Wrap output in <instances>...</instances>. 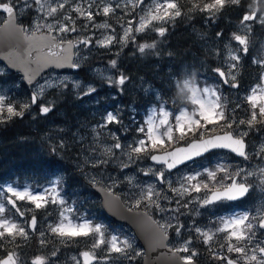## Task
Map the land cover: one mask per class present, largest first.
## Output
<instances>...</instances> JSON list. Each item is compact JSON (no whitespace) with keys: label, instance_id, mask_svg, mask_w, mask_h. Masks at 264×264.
Wrapping results in <instances>:
<instances>
[{"label":"snow or ice","instance_id":"6c2138e0","mask_svg":"<svg viewBox=\"0 0 264 264\" xmlns=\"http://www.w3.org/2000/svg\"><path fill=\"white\" fill-rule=\"evenodd\" d=\"M257 2L258 0H254V3ZM53 3L55 6H52ZM143 3L144 0H124L123 4L118 2L115 7L105 5L101 8L97 0H77L74 6L70 3V0H51V2L49 0H43V2L42 0H25L26 7L32 8L33 4L37 6L33 9L37 13L35 17L36 23L31 31V35H28L29 29L16 27V17L14 15V8L17 6L16 0H0V12L7 14V19L3 21L6 25V28L3 30L4 33L7 36L9 30H12L21 34L23 39L28 42L27 47L22 52L9 53L8 58L11 60L12 67L24 68L29 84L32 83L40 69L48 65H55L57 68L69 67L78 69L81 67L80 59L83 58L80 46L88 48L90 52L93 45V37L79 34L87 30L89 25L86 23L78 27L76 19L83 18L88 22H93L94 14L92 9L94 7L98 9L97 15L102 12L105 17H108L117 8H126L131 4L132 8L135 9ZM66 4H69V10H66L62 17L57 18V13L65 10ZM240 4L241 0H211V2L204 3L203 7L193 4L188 12L191 13L197 9L200 12H207L209 13L208 19L211 20L226 5L239 6ZM141 11L143 15L139 16L138 26L134 28L133 21H128V26L124 27L122 36L118 38L113 29L112 35H105L102 39L96 40V45L103 48H109L114 43L126 46L130 39L135 41L133 32L143 33L150 26L154 27L155 32L160 37H163L168 29L164 26L156 27L153 22L166 24L182 15L180 6L175 0H159V2L155 3L154 7L145 5ZM71 12L77 14L76 19L72 18ZM258 12L259 7H256L242 15L239 25L241 30L247 29L248 32H251V27L247 23L249 21H258L264 24V14L258 16ZM40 13L45 14L41 16ZM49 18H52L51 22H49ZM93 27L108 29L110 25L107 22H101L93 24ZM42 29L46 30V33L37 36V32ZM53 32L58 33V35H52ZM70 33H77V37L69 39L68 34ZM216 36L219 39L222 36V32H217ZM231 40L238 42L239 46H243L239 50H242L245 55L248 53V37L246 35L233 33ZM155 48V43H144L139 45L138 51L143 54L146 49ZM223 48L227 53L228 60L234 63H229L227 76L225 71H222L220 68L214 69V71L222 78L223 83L229 84L233 88H238L237 77L233 74L232 69L237 68L241 57L236 54L238 50L232 47L231 42L224 43ZM74 57L79 58L74 59ZM253 62L264 64V61L254 60ZM117 64L116 59H112L109 62L111 69L118 70ZM31 65H35L36 67L31 68ZM9 71L8 66L3 65L0 67V76H4ZM98 75L103 78L102 72L98 73ZM128 80L129 77L122 73L116 77H107L108 83L119 86L125 85ZM260 81V83L250 89V94L246 96V101L250 105L249 117L247 119H237L236 108L240 107L239 104L236 105V108L232 109L231 113H228L221 104V97L215 89L207 86L201 89L194 80H184L182 86L178 87V94L183 96L186 92L190 93L187 99L196 108L191 112L183 109L175 115L170 110H166L165 107H159L158 110L152 109L147 116V120L144 122V126L137 128L138 133L143 134L144 138L134 139L132 143H121L120 137L111 131L108 132L107 136H104L101 130L108 129V126L111 124L122 123L118 115L108 112L103 118V122L97 124L92 129L94 133V145H103L102 148L93 147L91 149L92 152L98 153L97 158L92 161V166L99 167L112 163L113 158L116 157V150H120V154L127 157L126 161L122 160L118 165L121 170L128 168L130 163H135L136 160L150 159L156 164L162 165L168 171H171L172 169H176L178 165H183L215 149L228 150L244 160H250L252 157L247 150L249 145L246 143L245 138L249 136L250 130L255 129L256 131H260L259 128H256L257 125L264 126V74H261ZM69 86V77L67 76L62 79L58 78L55 82H46L39 85L38 91L30 96V103H21L12 97L11 93L13 89H8L6 85L0 84V123H6L14 117L23 118L25 112L32 105H36L39 98L44 95L45 88L56 89L63 94V90L68 89ZM71 87L79 89L82 85L79 81H72ZM86 87L87 91L84 92V95H90L96 91V88L91 85ZM53 107L54 103H41L39 111L41 114H48L52 111ZM209 125H212L213 128H209ZM242 125L245 128L242 129ZM217 126L222 130L219 134L214 132V128ZM108 139L114 142L112 144L105 143V140ZM180 141H186V146H177L172 150H166L167 145H175ZM255 154L264 159V147H261L260 151H257ZM140 171L145 176H154L161 184L167 183L170 191L178 197L175 200L177 207L174 209L162 207L160 203L161 199L169 200V202H171V199L166 194L162 195V192L158 191L155 185H148L146 188L136 185L140 188V191L137 194L134 206L139 208L143 204L146 209L155 208L160 212L168 211L178 213L179 215H184L181 212L182 208L188 209L194 203L199 204L201 208L207 210L209 206L223 205L226 202L237 201L246 197L255 188V185L249 181V178L255 177L257 174L261 177L259 181L260 185L264 187V167L258 168L257 171H245L243 168H238L229 172V169L225 165H218L215 171L205 169L207 174L206 180L199 179L201 176L199 172L183 177V182H180L178 188L172 186V182L167 179L165 172L162 170H154L149 167L148 169H140ZM218 172L224 173L220 180H217ZM124 178L129 184H132L133 180L136 179L130 176H125ZM225 180L230 181V183H224ZM61 183L62 180L58 179L50 188H45L41 193H34L27 187L23 188V190H18L16 187L9 185L6 188V193H10L11 195L6 196L5 203L10 205L20 217H24L26 212L33 213L30 221H25V224L32 232L37 230L38 223L35 210L45 209L50 203L57 205L59 220L54 224L49 223L48 231L53 236L58 237L59 242L65 246L76 241L77 238L91 237L90 249L80 253V256L83 257V264H93L95 261L108 264L113 253L119 254L117 264H123V260L133 261L137 256L142 255L141 252L136 250L129 238L124 237L121 239L115 234L106 236L103 225L94 224L91 220L76 215L77 210L75 207L60 195L58 189ZM92 183L94 185L98 183L95 177L92 178ZM115 184L116 181L113 180L112 186ZM0 191H4V189L0 188ZM106 191L109 195H112L111 186ZM201 192L204 193L203 196L197 195L194 200L189 199L184 201L185 196L190 197L192 193L199 194ZM17 201H27L34 205V209L22 211L17 206ZM182 201L184 202L182 203ZM5 203H0V247L5 246V238H11L9 242L12 243L15 242L17 236L22 237L24 240L29 239V233L25 230L24 226L5 216V213L8 211ZM131 210L130 208L129 211ZM196 214H200L199 209H196ZM48 215H51V213H48ZM143 215L152 228V240L157 245L168 239V229L174 228L177 236H179L181 229L184 228V224L179 220V215L171 216L163 223L152 219L147 211ZM255 219L257 217L253 216L250 218L247 212L238 215L233 214L228 217L221 216L219 220L222 226L217 227L215 232L211 230L205 231L200 227H196L195 232L203 237L205 245L209 244L214 235L226 233L224 239L227 241V252L237 253L239 256L236 259H232L219 256L213 252V257L216 259L226 260L227 264H241V262L242 264H264V238L258 239V233L254 230L257 228L264 229V215H261L258 224L254 225L252 220ZM172 220H175L176 223L173 224ZM39 235L41 237L40 244L46 246L48 241L44 239V231H40ZM191 243L192 241L189 239L181 247L171 250L173 254L176 252L190 253L187 256L179 257L182 264H193L194 258L198 255L195 250H190L189 245ZM102 246H104V251L107 255L98 256L97 250L101 249ZM220 247L224 248L225 245L221 244ZM58 251V248L54 249L51 252V256H56ZM72 260L75 264H80L77 257H72ZM0 264H23V261L20 254L13 250L9 251L6 257L0 258ZM31 264H47L46 258L38 256Z\"/></svg>","mask_w":264,"mask_h":264},{"label":"rangeland","instance_id":"374dc122","mask_svg":"<svg viewBox=\"0 0 264 264\" xmlns=\"http://www.w3.org/2000/svg\"><path fill=\"white\" fill-rule=\"evenodd\" d=\"M181 0H175L180 6ZM203 3L211 2V0H201ZM242 1V0H241ZM43 2V0H42ZM51 2V0H49ZM77 0H70V3L74 6ZM100 3L101 8L105 5H111L115 7L116 3H124V0H97ZM159 2V0H144V3L136 7L135 9L132 8V5L129 4L126 8H117L114 13H110L108 17H105L102 12L101 14L97 15L98 9L94 7L93 14H94V21L88 22L81 19H76L77 14L75 12H71L72 18L76 19L77 26L80 27L83 24H88L89 27L87 30L80 32V35H90L93 37V45L91 47V51L89 52L88 48H84L80 46V52L83 56L80 59V64L82 68V72L84 75L80 73H58V72H50L46 76H44L39 83L32 89L29 90L23 83V79L17 75L13 74L10 71L7 72L4 76H0V84L6 85L8 89H13L11 95L17 102H28L30 103V96L37 92L39 89V85L45 84L46 82H55L58 78L62 79L63 77H69V84L70 86L68 89L63 90V94L60 91L52 88H45L44 95L41 96L36 105H32L31 108L25 112L23 118L21 120L25 121L26 118H30L33 120L31 124L33 125V131L38 129L37 126L39 124H43V130L39 133L44 141L49 143L53 149L63 153L67 150H71L75 152L78 156L77 160L80 162L77 163L76 169L79 174L77 177H80L81 185L79 187H74L70 189L67 184V178L69 177L66 170H62L60 173L58 172L48 183L38 186L32 185L30 182L24 181L23 185L18 184H4L0 188L4 189V191H0V203H5L6 196H10V193H6V188L9 185L16 187L18 190H23V188L27 187L32 190L34 193H41L45 188H50L52 184L57 181L58 179L62 180V183L59 186L60 195L72 206L75 207L77 210L76 215H78V207L76 205V201H81L79 196L82 195L83 199H86L82 202L88 208L90 206L91 211L95 213V216L99 213H103L101 208V200L98 196L94 193H90L92 191V186H102L103 188L107 189L111 186V192L118 195L123 202L126 204L128 208L132 210H145L147 211L155 220L160 222H165L171 216L179 215L178 213L174 212H160L155 208H145L142 204L139 208L135 207V199L137 198V194L140 191V188L136 185H140L143 187H147L148 185H155L158 191L162 192V195L166 194L170 199L164 200L161 199L160 203L161 206L166 209H174L177 207L175 200L178 198L176 197L169 189L167 183L161 184L154 176H145L140 169H148L151 167L152 169H159L165 172V175L168 180L172 182L173 187H179L182 178L187 175H193L197 172L201 173L199 179L206 180L207 174L205 169L215 171L217 170L218 165H225L229 172H232L238 168H243L245 171H257L258 168L264 167V159L261 156L256 155L257 151H260L261 147H264V126H262V135L260 132L258 134L255 133V129L250 130L249 136L246 139H249V146L250 151L249 154L252 157L250 160H243L237 161L232 159L230 154L219 152L215 153L212 158L206 160H200L196 163L186 166L175 173L169 174L166 172L164 167L155 166L150 163L149 159H140L136 160L135 163H130L128 168L121 170L118 166L120 161H126L127 157L122 156L120 154V150H116V157L113 158L112 163L106 165L105 169L107 170H97V167L92 166V161L97 158L98 153H94L91 151L93 147L102 148L103 145L96 146L93 143V131L92 129L99 123L103 122V118L106 116L108 112H113V114L118 115L121 118V124H111L108 126V129H103L104 136H107L108 132L111 131L115 133L117 136L120 137L121 143H132L134 139L144 138L143 134L138 133L137 128L139 126H144V122L147 120L148 114L151 112L152 109H159V107H165L166 110H170L174 115L178 114L179 111L183 109H187L189 112L193 111L196 106L191 103L187 97L190 93H185L183 96L178 94V87L182 86L184 80H194L196 84L202 89L203 87L207 86L209 88L215 89L221 97V104L224 106L226 112L231 113L233 108H236V105L239 104L240 107L236 108V118L237 119H247L250 115V105L246 101V96L250 94V89L246 92H238L234 90L235 88L231 87L229 84L223 83V80L219 77L218 73L214 71V69L220 68L222 71H225L226 76L229 71V63H234L228 60L227 53L223 48V44L226 42H231V45L234 49H237V55L241 57L239 64L237 65L236 69H232L234 75H236L237 79L239 73L241 72V67L243 64L244 53L242 50L243 46H239L238 42L234 40L226 41L224 43H220L214 40H208L205 44L211 52V56L215 58L218 62V67L212 69L209 65L206 64V69L202 72L197 73L196 71H191L184 66H178V72L172 73L168 71V76L166 77V83L169 85V89L162 91L160 87L156 84L162 85L161 77H157V81H152L149 78L139 77V79L132 81H126L125 85L119 86L116 84H110L107 81V77L113 76L116 77L115 69H111L109 66V62L111 61L109 55L118 56L119 59L121 56H124V52L130 46L135 48L137 53H139L138 48L139 45L136 43V40L139 38H143L145 36H149L151 34H158L155 32L154 27L150 26L148 29L145 30L143 33H135V41L129 40L126 46H121L119 43H114L113 45L109 46V48H103L96 45V40L102 39L105 35H112L113 29L115 30V34L119 38L123 35L124 27H127L128 21H133V27L135 28L138 26L139 16L143 15L141 11L145 5L150 7H154L155 3ZM252 8L259 7L258 16L264 14V0H258L257 3L252 1ZM16 10L18 13V20L21 22L20 24L24 26L25 29H29L27 32L28 35H31V31L35 26L36 20L35 17L37 15L36 12L33 11L36 8V5H32V8H28L25 6V0H16ZM52 6H55L53 3ZM86 6V5H85ZM251 8V9H252ZM181 9V6H180ZM250 9V10H251ZM69 10V4L65 5V10H61L57 13V18L62 17L65 14V11ZM182 11V9H181ZM46 13V9H45ZM45 13H40V15H44ZM4 14H0V26L3 24V21L6 19ZM179 18V17H178ZM178 18L174 21H169L166 24H160L159 22H153L154 26H164L168 28L169 25L173 24ZM52 18H49V22H51ZM101 22H107L110 25L108 29H97L93 27V24H98ZM253 22H247L250 27L252 28ZM258 22V21H257ZM31 26V27H30ZM46 33V30L42 29L41 31L37 32V34ZM236 34L246 35L248 37V44L250 39V32L247 29L241 30L240 26L237 28ZM52 35H58V33L53 32ZM77 37V33H70L68 34L69 39H75ZM164 37V36H163ZM160 37L157 39V42L151 43H158L163 40ZM154 41V40H152ZM219 43V44H218ZM157 46V45H156ZM264 46V42H263ZM219 49V51H217ZM152 53L154 49H146L145 53ZM144 54V53H143ZM260 59H256V61H264V52L261 54ZM147 56V54H146ZM144 56L143 59L146 60L147 57ZM79 57H76L78 59ZM264 66V64H261ZM3 64L0 63V67ZM157 70V69H155ZM210 70V72H209ZM151 71V70H150ZM103 73V78H101L98 73ZM230 79V78H229ZM72 81H79L82 85L81 88L75 89L71 87ZM88 85H91L96 88L94 93L90 95H84V92L87 91ZM15 86V87H13ZM225 87V89H224ZM254 87V86H253ZM133 92H141L145 96H152L153 100H156V105L148 108L144 111L142 116L143 123H138L136 120L137 117L133 119V117L128 118V114H136L135 103L127 107L124 102H127L128 95ZM71 94L72 96V103L83 112L84 115H78L74 120L73 124H63L62 122L58 121L57 119L62 117V112L57 107L59 98L64 94ZM155 93V95H153ZM41 103H54V107L52 111L48 114H41L39 111V107ZM135 120L134 127L128 126L129 120ZM128 122V123H127ZM37 125V126H36ZM128 126V127H127ZM132 127L134 130L128 129ZM209 128H213L212 125L208 126ZM241 128H245V126H241ZM222 130L219 126L214 128V132L216 134L220 133ZM134 138L132 137V134ZM190 139V138H189ZM114 141L111 139L105 140V143L112 144ZM63 144V146H61ZM181 145H186V141H180L178 144L175 145H167L168 148H173ZM170 150V149H169ZM163 151V150H162ZM118 157V158H117ZM102 166V165H101ZM212 167L215 169L212 170ZM67 173V174H66ZM224 175V173H217V180ZM125 176L135 177L136 179L133 180L132 184H129L125 180ZM95 177L98 183L95 185L92 183V178ZM113 180L116 181V184L112 186ZM261 177L257 174L255 177L249 178V181L255 185L253 190V195L251 200L247 203L248 209L232 207L230 204L227 203L223 205H214L209 206L207 210L205 208H201L199 204H192L189 206L188 209H181V212L184 215H179V220L181 223L184 224V228L181 229V233L177 236L175 229L170 228L168 229V235L171 237L170 246L173 249L179 248L185 241L191 239L192 243L189 245L190 250H195L198 255L194 258V260H201L203 264H219L218 261L213 257V247L219 245L220 252L216 253L217 255L221 256L223 252H226L227 249V241L224 239L226 233H218L213 236V239L209 242V244L205 245L203 243V237L200 236L195 232L196 227H200L201 229L208 231L211 230L215 232L217 227H221L219 217L224 216L228 217L233 214H241L247 212L250 215V211L253 213L250 215V218L255 216L257 219L252 220V223L258 224L259 217L264 215V187H262L259 183ZM194 183V182H193ZM211 183V182H210ZM224 183H230V181L225 180ZM78 190V191H76ZM203 196L204 193L201 192L199 194L192 193V195L185 196L184 201L189 199H195V197ZM182 201V203L184 202ZM246 204V203H245ZM6 208L8 211L5 213V216L9 219H12L14 222L19 223L20 225L25 227V230L29 233V239L24 240L22 237L17 236L15 242L13 243L14 251L18 252L21 256L23 264H31V262L38 256H43L46 258L47 264H75L72 260V257H77L80 261V264H83L82 256L80 253L90 249L92 238H77L76 241L71 243L72 246H76L75 249L81 248L82 250L79 252H73L70 254H62L61 261H58V255L56 256H47L44 254L49 248H55L51 246L52 244H57L59 242V238L53 236L48 231V224L49 223H57L59 220V210L57 205L49 204L45 209L35 210V215L37 216V230L32 232L30 228L27 227L25 221H30L31 215L33 213L26 212L24 217H20L18 213L15 212L14 209L11 208L10 205L5 203ZM17 206L21 208L22 211L26 209H34V205L30 204L27 201H17ZM196 209H199L200 214H196ZM51 213V215H48ZM79 216V215H78ZM84 219H88L85 216H80ZM94 224H101L104 226L106 236L110 235H118L121 239L124 237L129 238L132 243L134 244L137 251L141 252V256H137L133 261L123 260V264H142L145 252L137 238L135 237L134 233L125 226H120L117 224H110L105 221H100L99 223H95L94 219L91 218ZM195 222V223H194ZM172 223L175 224L176 221L172 220ZM257 231H262V237L264 238V229H254ZM40 231H44L45 236L44 239L48 241L46 246H42L39 242L40 250L38 254L34 257H30L28 251L25 247L21 248V244L25 242H31L34 238H38L39 241L41 239L39 233ZM11 240V238H7ZM79 239V241H78ZM79 242V243H78ZM235 243V241H233ZM224 244L225 247L221 248L220 245ZM202 245L205 246L208 253L211 254L210 257H205L206 253L202 248ZM53 250V249H52ZM51 253V252H50ZM182 256H187L190 253H183L178 252ZM236 254L238 257L239 254ZM51 255V254H50ZM98 256L107 255L104 251V246L101 249L97 250ZM119 254L113 253L111 260L108 264H117V258ZM205 255V256H203ZM236 257V258H237ZM1 258V257H0ZM235 258V259H236ZM96 264H102L101 261H97ZM242 264V262H241Z\"/></svg>","mask_w":264,"mask_h":264},{"label":"trees","instance_id":"16d2710c","mask_svg":"<svg viewBox=\"0 0 264 264\" xmlns=\"http://www.w3.org/2000/svg\"><path fill=\"white\" fill-rule=\"evenodd\" d=\"M252 1L242 0L239 6L226 5L221 12L217 13L210 20L208 19L209 13L207 12H200L198 9L191 13L188 12L193 4L203 7L204 3L201 0H181V17L168 26V31L162 38L163 40L156 43L157 46L154 52L137 53L136 50H133L135 48L133 47L132 49L130 46L120 59L118 56L109 55L111 60L116 59L118 62V70H115L116 76L122 73L132 81L139 79V77H150V80L157 81V77L159 76L161 77L162 85H156L162 91H165L169 89V85H165L168 71L176 74L178 66H184L196 72L205 70L206 64L212 69L217 68L218 62L211 56L210 50L205 45L207 44L206 42L208 40L220 43L230 41L232 34L237 32L242 15L245 12H249L253 7ZM217 32H222V36L219 39L216 36ZM158 38H160L158 34H151L139 38L136 40V43L139 45L157 42ZM263 42L264 24L255 21L250 32L249 51L246 55L244 54L242 70L237 79L239 87L234 90L246 92L260 83V76L264 74V66L253 61L257 58L260 59L259 57L262 56L261 54L264 52ZM144 56L147 57L146 60L143 59ZM80 74L84 75L83 72ZM124 103L127 107L135 103L136 114L130 113L128 114V118L131 116L133 119L137 117L138 123L139 121L143 123L141 114L149 107L155 105L156 100H153L152 96H145L141 92H133L132 95L131 93L128 95L127 102ZM57 107L62 112V117L57 120L63 124H73V120L78 115H84L72 103V96L68 93L59 98ZM133 119L128 121V126L134 127L135 120ZM31 122L33 120H30L28 117L25 121L19 117H15L5 124L2 123L0 126V187L9 183L23 185L24 181L27 180L34 185H44L62 170H66L69 175L67 184L72 188L74 185L80 186L81 178L77 177L79 172H77L75 166L80 162L77 160V154L71 150L61 153L53 149L39 134L43 130V124L36 125L38 129L33 131V125H29ZM132 127L128 129L133 131L135 128L133 129ZM256 128H259L260 131H255L254 134L260 132L262 135V126L257 125ZM132 137L134 138L133 134ZM106 167V165H102L97 167V170H107L105 169ZM214 169L212 167V170ZM258 237H262V231L258 232ZM9 241V239L5 238V246L0 247L1 258L5 257L9 251L15 250L13 243ZM51 246L55 248H49L44 254L51 256L50 252L58 248V261H61L60 257L62 254H70L78 250V247L75 249L76 246H72L71 244L65 246L57 243ZM218 246L213 247L211 252H219L220 248ZM22 247H25L30 257H34L40 250L39 239L34 238L31 242L22 243ZM202 248L206 253V256H203L210 257L211 254L208 253L205 246L202 245ZM225 256H230L231 258L237 257L236 254L228 252L225 253ZM216 261L219 264H225L222 259H216Z\"/></svg>","mask_w":264,"mask_h":264},{"label":"water","instance_id":"95a60500","mask_svg":"<svg viewBox=\"0 0 264 264\" xmlns=\"http://www.w3.org/2000/svg\"><path fill=\"white\" fill-rule=\"evenodd\" d=\"M14 15L16 17L15 10H14ZM16 27L22 28V27H19L17 25V19H16ZM5 28H6L5 24L2 27H0V61L2 63H4L5 65H7L8 68L11 71H13L14 73H21V75L24 77V81H25L28 88H30V89L33 88V86L43 77L44 74L48 73L49 71H51L53 69L57 70L59 72H64V71L77 72V71H80V68H78V69H72L69 67L57 68L55 65H48L46 67L41 68L39 73L33 79L32 83L29 84L28 79L25 75V69L20 68V67H12L11 60L8 58L9 53H15L18 51L22 52V50L27 47L28 42L23 39L21 34L16 33L12 30H9V32L6 36V34L3 31ZM5 36H6V38H5ZM37 36H40V35H37ZM30 67L35 68L36 66L31 65ZM214 151H227V152H229L228 150H224V149H215V150H211L208 153H205L204 155H202L200 157L194 158V160L205 157ZM239 158H241V157H239ZM194 160H192V161H194ZM192 161H188L185 164L192 162ZM151 162L156 164L153 161H151ZM185 164H183V165H185ZM156 165H159V164H156ZM183 165H178V167L176 169L182 167ZM176 169H172L170 172H172ZM94 191L102 197L103 207H104L106 213L111 218H113L114 220H116L119 223L129 225L134 230L136 236L138 237L140 242L143 244L144 249L146 251L144 264H182V261L179 259V257H181V256L177 252L175 254H173L171 249L168 247V243L170 241L169 237L167 240L162 241V243H160L159 245H157L153 242V240H152V228L148 224L146 217L143 215L145 212L129 211L124 206V204L122 203L121 199L118 196H116L114 194L109 195L107 193V191L100 186L95 187ZM246 197H244V198H246ZM244 198L237 200V201H241ZM237 201H231V202H237ZM193 264H197V263L193 262Z\"/></svg>","mask_w":264,"mask_h":264}]
</instances>
